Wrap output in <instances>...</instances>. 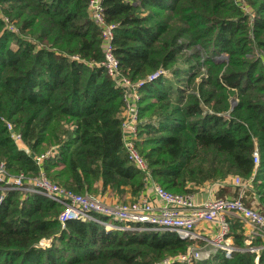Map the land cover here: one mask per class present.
Returning <instances> with one entry per match:
<instances>
[{"label":"trees","instance_id":"16d2710c","mask_svg":"<svg viewBox=\"0 0 264 264\" xmlns=\"http://www.w3.org/2000/svg\"><path fill=\"white\" fill-rule=\"evenodd\" d=\"M102 3L123 74L146 81L136 146L155 181L188 194L252 179L243 200L264 211V0ZM103 59L88 0H0V162L12 175L42 168L76 193L118 199L144 191L145 175L124 148V92ZM51 150L40 165L36 157ZM249 194L258 204L247 203ZM21 197L10 191L0 203V264H159L193 244L175 232L107 230L93 220L63 227L62 205ZM229 222L236 249L193 264H264V249L250 250L262 240L248 244L240 220Z\"/></svg>","mask_w":264,"mask_h":264},{"label":"built area","instance_id":"2783aa9c","mask_svg":"<svg viewBox=\"0 0 264 264\" xmlns=\"http://www.w3.org/2000/svg\"><path fill=\"white\" fill-rule=\"evenodd\" d=\"M88 10L101 32L104 52L101 65L105 67L109 76L124 92V148L129 159L144 173L146 187L152 186L160 204L156 205L149 199L140 197L131 205L122 203L108 205L92 195L76 193L52 181L42 168L34 177L26 176L23 173L12 175L5 162H0V190L2 191L0 203L4 201L10 191L21 192L22 200L30 194H40L63 206L59 215V221L63 227L72 220H93L103 225L107 230L175 232L182 238L205 241L207 244L214 242L218 247L215 252L223 250L227 254L236 249L232 239L229 238V219L236 217L246 229L245 234L249 238L248 244H251L250 240L255 238H260L263 242L262 245L253 246L250 250L258 252L264 249V211H261L257 206H248L243 200L252 179L248 181L240 176H233L221 181L223 184L231 182L234 186L239 187L240 195L234 198H209L201 202L196 199L195 193H172L155 181L145 158L142 157L136 146L140 89L146 81H133L123 74L120 61L114 50L116 26L108 23L102 0H88ZM160 75L161 73H155L148 77V81L155 80ZM9 127L11 126L9 125ZM15 138L18 143L22 142L21 135H17ZM53 152L51 150L46 155L37 156V162L41 165L43 160ZM253 156L255 166L258 167L260 163L258 149L255 150ZM210 253L208 251L207 258ZM203 258L205 257L201 250L190 246L188 251L175 259L174 262L193 264Z\"/></svg>","mask_w":264,"mask_h":264},{"label":"crops","instance_id":"0c3cea01","mask_svg":"<svg viewBox=\"0 0 264 264\" xmlns=\"http://www.w3.org/2000/svg\"><path fill=\"white\" fill-rule=\"evenodd\" d=\"M240 191L241 189L239 187L234 186L231 182H227L223 184V182L221 181H216V182H210L202 187H198L196 189L195 196H196V199L201 202L206 199L215 198V197L234 198L240 195ZM141 197L149 199L156 205L160 204L159 200L155 196V193L151 185L147 186L144 189L143 193H141ZM246 199L248 201L247 203H250V204L252 203L254 205L258 204V199H253L250 194L247 195ZM244 230L246 229L244 228Z\"/></svg>","mask_w":264,"mask_h":264},{"label":"rangeland","instance_id":"374dc122","mask_svg":"<svg viewBox=\"0 0 264 264\" xmlns=\"http://www.w3.org/2000/svg\"><path fill=\"white\" fill-rule=\"evenodd\" d=\"M20 143H22V142H20ZM20 145H23V143L20 144ZM25 150H27V149H25ZM83 195H92V196L100 199L101 201H103L104 203H106L108 205H115L117 203H122V204H125V205H131L133 202L137 201L141 197V194L139 196H137V197H132L130 195V193H128L123 199H118L117 197H115V195H113V194H111L109 192H104L102 194L101 193H98V194H89V193H86V194H83ZM128 195H130V196H128ZM192 242H193V244L190 245V246L197 247L199 250H201V252L203 254V257H205V258H203L200 261L207 260L209 257H211L214 254L215 249L218 248L215 245L214 242H211L210 244H207L205 241H198V240L197 241L196 240H192ZM208 251L211 252V253H213V254L210 253V256L207 258L206 255H207ZM181 255H177V256L170 257L169 259L165 260V262L163 261V263H161V262L160 263L161 264H169L172 261L174 262L175 259H177Z\"/></svg>","mask_w":264,"mask_h":264},{"label":"water","instance_id":"95a60500","mask_svg":"<svg viewBox=\"0 0 264 264\" xmlns=\"http://www.w3.org/2000/svg\"><path fill=\"white\" fill-rule=\"evenodd\" d=\"M233 105H235V102L233 103ZM44 243H40L41 246H43Z\"/></svg>","mask_w":264,"mask_h":264}]
</instances>
